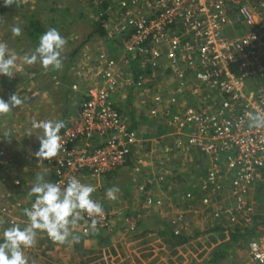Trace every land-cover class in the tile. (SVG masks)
Listing matches in <instances>:
<instances>
[{"label": "built area", "instance_id": "obj_1", "mask_svg": "<svg viewBox=\"0 0 264 264\" xmlns=\"http://www.w3.org/2000/svg\"><path fill=\"white\" fill-rule=\"evenodd\" d=\"M115 4L124 8L123 14L118 13L123 22L108 28L107 34L116 39L123 31L129 33L121 46L124 56L117 60L101 52L97 63L81 67L83 77L99 69V80L85 90L78 113L64 121L60 135L66 150L44 160L53 183L66 184L74 176L87 184L89 177L113 174L132 155L140 154L139 164L162 166V174L138 187L145 206L156 207L162 202L153 195L155 188L177 173L172 151L198 150L207 157L198 188L216 192L220 185H228L234 202L214 216H227L230 226L251 227L256 216L252 191L264 190V128H249L247 121V113L264 112V0H116ZM230 28L247 32L234 35ZM133 61L148 67L152 77L163 69L174 80L172 89L159 91L176 106L165 112L171 134L163 139L172 140L163 156H156L153 149L144 154L137 150L149 147L148 142L138 138L115 107L120 78L131 87L146 86L144 74L140 80L132 78ZM73 88L79 89L77 84ZM40 95L39 89L31 90L25 100L32 102ZM185 198L192 202L195 195L188 191ZM105 212L99 221L102 227L108 225ZM85 220L90 221L87 216ZM18 222L27 223V218L11 217V224ZM240 245L247 251L244 264H264V236Z\"/></svg>", "mask_w": 264, "mask_h": 264}, {"label": "crops", "instance_id": "obj_2", "mask_svg": "<svg viewBox=\"0 0 264 264\" xmlns=\"http://www.w3.org/2000/svg\"><path fill=\"white\" fill-rule=\"evenodd\" d=\"M114 2L116 3V0H114ZM108 4L109 0H21L19 6L13 5L5 7L3 0H0V39H3V42L5 40L7 43H16L14 45L15 47L12 45L10 48L21 49L26 44V37L32 38L30 40L33 41L34 45L39 42L40 36L37 38L34 37L37 30L34 27L35 25L39 26L40 29L38 30V34L41 35L44 34L41 28H111L112 25H109L110 19L114 17V15H118L122 18L120 14H123L124 8L118 5H113L111 8ZM107 9L113 12V15L107 16V13H111L107 12ZM14 25L21 27L22 35L13 36L11 28ZM100 36L98 34H93L91 37L92 40L95 39L98 45L95 50L91 49L92 44L90 41L86 44H82V40L78 37H76L77 42L73 40V37H67V42L70 46L72 45V48L77 49L79 56L75 57L73 60V64H75L74 67L72 65L62 70V76H59V73L56 72L59 78L63 77V83L61 84L60 80L58 83H55L56 81L53 80L52 75H48V78L44 77V79H41L43 81L38 78L36 86L42 88L43 96L31 104H25L23 102L22 106L13 109L9 115L0 116V150L5 147L6 150L9 151L6 165L15 166V164H17V169L19 170L18 175L23 182L21 188L14 187L10 184L11 188L8 194L12 198L9 197L8 199H10L11 202L7 201V203L14 204L18 200H21L25 205L23 208H26V204L33 202L35 197L29 198L27 194L35 183L37 174H43L45 180L53 181V173L50 170L49 172L46 165L40 163L34 155L40 147L37 136L43 133L42 130L37 133L36 129H32V121H67L70 117L75 116L84 100L83 95L85 96V92L83 91H85L88 86L98 83L99 80V69L91 70L92 74L86 77L79 74L81 67L86 66L84 63L93 61V63H97V53L105 51H107L105 53H108L117 60H121L124 56L120 48L118 50L114 49L116 43L111 42L113 45L110 43L109 46H104L102 44L103 40L100 41ZM105 38L110 40L109 36ZM74 41L75 47L71 43ZM121 44L122 42L120 45ZM81 53L83 55L86 54V58L83 61H80V59L83 58ZM18 56L19 54L17 57ZM21 58L17 60L18 70L15 72L14 78L9 79L5 76L7 80L0 85V98H3L6 102L14 93H17V95L19 94L18 96L20 98L22 97L23 89L26 88L28 84V71L34 69V67L30 69L28 65L24 64ZM135 62H137L138 67L134 71ZM167 63L165 64L167 65ZM147 70H149L148 67L143 68L139 65L138 61H133L132 65L129 67L132 78L137 81L140 80L144 74L143 77L146 80V86L141 89L131 87L124 83L123 78H120L121 87L119 92L114 95V103L115 107H117L121 114L128 120L130 129L136 132L138 138H152L148 146L157 149V151H160L163 155L165 154L166 148H169L172 140L171 138H169V140L163 139L168 134H171V129L166 123L165 110L172 109L171 111L173 112L176 106H169L166 103L168 101L165 94H161L159 91L163 93L165 90L172 89L175 84L172 78L165 75L166 72H163V69L160 70V75H155L153 77L151 76V72L148 74ZM64 71L65 77L63 75ZM132 71H134V73H132ZM39 76H41V74H39ZM2 77L3 75L0 76V81ZM54 77L56 76L54 75ZM75 84L80 85L82 88L75 90L73 88ZM153 88H157V92H154ZM14 128L19 129L22 133L20 136L21 138L13 134ZM30 129L33 134L27 136V132ZM8 132L12 135L11 137L4 136V134ZM194 153L197 155V158L195 156L194 162H192L193 168L183 171V167L182 169L179 167V172L177 171L179 176L177 181L180 182L181 186L184 185V178H193L188 184V186L191 187L192 183L196 181L200 175L205 173L207 157L198 150H194ZM180 155L181 154H179V156ZM137 159V156L132 155L126 165L113 174L99 177V179L97 177H89V184L96 188L92 197L101 196L108 200L106 197V190L110 187L117 186L120 191L117 193V199L113 201L116 203L120 202L121 205L124 204L127 208L129 207L130 210H138L137 213L140 214L139 210L145 209L146 207L144 204L145 197L138 193V187L145 180L151 178L158 168L154 169L152 165L144 167L139 164ZM183 159L184 158H182V160ZM172 178L173 177H169L167 179V185L170 187H172L171 182L174 180V178ZM156 193L158 195L165 194V196L168 194V198L172 197V191L169 192L168 188H163V190L157 188ZM16 217L27 218L24 215V209L17 210ZM4 220H7L5 216ZM26 224L20 225L21 228L25 227ZM4 225L7 227L4 226L5 228L0 230V242H3L4 230L10 227L7 222H5ZM82 227L85 228L84 225ZM76 231H78L79 234L78 228ZM87 233L89 234H79L80 239L85 242L93 241L98 239L102 234L101 232L93 234L90 229ZM44 244L45 239L43 235L39 233L36 245L24 250L29 264H41V261H44V255L54 253L52 251L54 248L52 247L46 251V246ZM56 245L59 244L56 243ZM226 245L221 246L220 244L218 246L219 253L215 254L213 264H228L229 262L237 264V262H240L247 256L246 250L241 251L239 246L233 251L231 248L227 249ZM59 246L63 247L62 245ZM82 248L83 246L75 250L78 251ZM239 250L240 253H237ZM84 253L86 252H83L81 255ZM217 255L221 258L216 259ZM235 257H237V259Z\"/></svg>", "mask_w": 264, "mask_h": 264}, {"label": "rangeland", "instance_id": "obj_3", "mask_svg": "<svg viewBox=\"0 0 264 264\" xmlns=\"http://www.w3.org/2000/svg\"><path fill=\"white\" fill-rule=\"evenodd\" d=\"M108 5L111 8L113 7V5L116 6L114 0H109ZM108 9L107 12H111L108 11ZM111 14L113 15V12L109 14L107 13L106 15L110 16ZM122 22L123 19L120 18V16L114 15V17L110 19L109 25L113 26ZM34 27L39 28V26L36 25ZM41 29L43 33H45L50 28ZM55 29H57L64 38L73 37V40L76 41V37H78L80 40H82V44H86L90 41V43L92 44V50H95V48L98 46L95 42V39H91L93 34H98L99 36L101 35L100 41L103 40L102 44L104 46H109L111 42L116 43L114 49L118 50L120 48L122 52L123 48H121V46L130 36H128L129 33L123 31L122 33L116 36V39L109 37L110 40H107L105 37L108 36V28ZM230 32L234 35L240 36L247 32V28H230ZM35 33V38L41 36V34H38V30H36ZM30 39L32 38H25L26 44L21 49L10 48L12 45L14 46L16 44L15 42L7 43V41L5 40L4 42H6L8 47L13 50L17 55L19 54L18 58H21L24 56V54H30L31 52H33L39 44V42H37V44L34 45L33 41ZM75 41L71 42L74 47ZM0 42H3V39H0ZM121 42L122 44L120 45ZM99 54L100 53H97L96 56H98ZM78 56L79 53L77 49L72 48V45L70 46L67 42L62 52L63 66L60 70L45 71L39 64V62L31 66L28 65L30 69L33 67L34 69H32V71H28V84L27 87L23 89V95L21 97L23 102L25 104H31L43 96L42 88L36 86L38 78L41 80L44 79V77L48 78V75H52L53 80L56 81L55 83H58L60 80L62 84L63 77L59 78L56 72L59 73V76H62V70L68 66L71 67L73 65L74 67L75 64H73V60L75 57ZM85 56L86 54H82L83 58L80 59V61L85 60ZM93 62L90 63L94 64ZM137 67V62H135V67L133 70L135 71ZM134 71H132V73H134ZM160 73L161 72L156 73V76L160 75ZM30 74H33L34 78H30ZM39 74H41V76H39ZM54 75L56 77H54ZM63 75L64 77L66 76L65 71L63 72ZM6 80L7 78H5V76L3 75L0 81V85H2ZM78 88L80 89L82 87L78 85ZM36 89H39L41 91L40 97L36 100H33L32 102L26 101L25 96L27 92ZM153 90L154 92H156L157 88H153ZM83 97L85 99L84 95ZM168 105L171 106L170 104ZM167 110L172 109H166L165 112ZM36 130L37 133L41 131V129ZM15 131L17 133H15ZM13 134L16 137H20L22 133L19 131V129L14 128ZM145 140L149 143L152 138L145 137ZM79 143L83 142L79 141ZM151 149L154 150V154L156 156L164 155H162V153L160 151H157V149L155 148L145 146L137 148V150L139 152H143V154L147 151H150ZM7 151L8 150H6L5 147L0 150V158L2 157L0 159V221H2V223H0V230L7 227L4 225L5 222H7L11 227L13 225L10 223L11 217H16L17 210L25 209L23 208L25 207V205L22 203L21 200H18L14 204L7 203V201L11 202V200L8 199L10 197V195L8 194L10 193V184H12L14 187L21 188L23 183L20 179V176L18 175L19 170L17 169V164H15V166L6 165L8 161L7 156L9 154V151ZM185 152L179 156L180 153H178L177 150L172 151V166L174 170H176L177 168L176 171L178 172L179 167L181 169L183 167V171L189 168L192 169V162H194L195 156L197 158V155L194 153L193 149L185 150ZM139 155L140 154H134V156H137L138 159ZM182 158L184 159L182 160ZM39 162L45 164L44 161ZM45 165L47 170L49 171V167L47 166V164ZM140 165L148 167V165L151 164ZM152 168H158L154 175L162 174V166L157 167V164H153ZM203 175L204 174L200 175L199 178H201ZM172 177L174 178L173 182H171L172 187L168 186L166 181V184L158 188L160 190H163V188H168L169 192L172 191V197L168 198V194L167 196H165V194L158 195L156 193L157 188H155V192L153 193V195L155 196L157 201L162 202V205L156 207L145 206V209L139 210L140 214L137 213L138 210H130L129 207L127 208V206H125L124 204L121 205L120 202L116 203L110 199L106 200L104 197L101 196H93V199L101 203L103 205V209H106V212L109 213V219L107 222L108 225L106 227H102L100 224H98V232L102 233L101 236H99L101 237V239L98 240L95 238L96 240L88 242H85L84 240L80 239V242L78 243L62 245L64 248H68L64 249L63 247L56 245V243H54L46 233H40L45 239V250L48 251L50 247L54 248L52 249L54 253H50L51 255L46 254L43 256L44 261H41V264H213V258L215 254L219 253L218 246L220 244L221 246L228 244L226 245V248H231L233 251H235L236 245H238V243L232 240L230 232L218 234V232L214 230L217 227L232 229H236L238 227L229 226L230 223L227 219V216L224 215L217 219L213 214L215 211L225 212L228 208L232 207L234 202L230 198L229 186L220 185L219 191L204 192L198 188L199 178L192 183L191 187H189L188 184L193 180V178H184V185L181 186L180 182L177 181L179 178L178 173H176V175H173ZM52 179V182H54V178ZM87 184H89V182H87ZM188 191H192L195 195V198L192 202L185 198V195ZM215 198H218L219 200H215ZM33 202H29L28 204L25 203L27 206L26 208H30ZM251 202L254 205L256 216H264L263 189H259L258 187H255L253 189ZM4 216L7 218V220H4ZM18 218L24 220V218ZM130 219H132L133 222ZM17 224L24 225L26 224V222H18ZM89 224L90 221L87 220L80 222V225L78 227L79 234H89L87 233V231L90 229ZM83 225L85 226V228L82 227ZM249 228L250 229L247 230V234L245 235V239L241 241L242 245H246L249 240L264 236V223H260V225H257L255 227L252 225ZM176 231H179L183 236L185 235L187 237L185 238V241L183 243H178V239L170 237V234ZM162 232H167L168 234H160ZM82 246V249L78 251L75 250ZM240 249L241 251L246 250L244 247ZM83 252L86 253L81 255ZM237 253H240V250L237 251ZM219 258L221 257L217 255L216 259ZM235 258L237 259V257ZM247 258L248 256H245V258L242 259L240 262H237V264H244L246 262L244 260H247ZM228 264L233 263L229 262Z\"/></svg>", "mask_w": 264, "mask_h": 264}, {"label": "clouds", "instance_id": "obj_4", "mask_svg": "<svg viewBox=\"0 0 264 264\" xmlns=\"http://www.w3.org/2000/svg\"><path fill=\"white\" fill-rule=\"evenodd\" d=\"M21 0H3L5 7L19 6ZM13 36L22 35V29L14 25L11 28ZM67 40L55 28L48 29L39 37V44L33 52L26 53L21 58L26 65H34L37 62L45 71H58L63 66L62 52ZM17 54L11 50L6 42H0V75L14 78L18 70ZM23 100L12 94L6 102L0 98V116L9 115L13 109L22 106ZM249 128H264V112L247 113ZM32 129H41L42 135L37 136L40 147L35 152L38 161L57 158L65 142L60 135L66 127L63 120L32 121ZM33 134L28 130L27 136ZM11 137L10 132L4 134ZM95 186L82 183L76 177H69L66 184L53 183L45 180L43 174H37L35 183L28 192V197H35L30 208L24 209L27 224L21 228L19 224H13L3 232V242H0V264H29L25 255V249L32 248L37 243L39 233H46L48 237L59 245L78 243L80 235L76 229L80 222L87 216L90 220L89 228L93 234L98 233V224L104 216L103 205L93 199ZM120 189L117 186L106 190V197L110 200L117 199ZM2 223V221H0Z\"/></svg>", "mask_w": 264, "mask_h": 264}, {"label": "trees", "instance_id": "obj_5", "mask_svg": "<svg viewBox=\"0 0 264 264\" xmlns=\"http://www.w3.org/2000/svg\"><path fill=\"white\" fill-rule=\"evenodd\" d=\"M37 30H39L40 28H36ZM260 223H264V216H256L254 218V227L257 226V225H260ZM230 226V225H229ZM250 229V228H246V229H243V228H240V227H237L236 229H232V228H220V227H217L215 228L214 230L219 233H226V232H230V236L232 238V240L236 241L240 247V244H242V240L245 239V235L247 234V230ZM160 234H168L167 232H162ZM170 237L172 238H176L178 239V243H183L185 241V238H187L185 235H180V236H175L174 233L172 232L170 234ZM101 239V237H98V240Z\"/></svg>", "mask_w": 264, "mask_h": 264}]
</instances>
